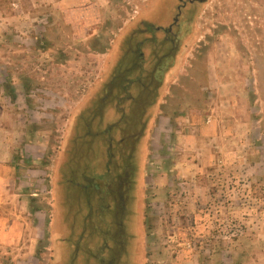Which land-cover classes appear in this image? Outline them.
<instances>
[{"label":"rangeland","instance_id":"rangeland-1","mask_svg":"<svg viewBox=\"0 0 264 264\" xmlns=\"http://www.w3.org/2000/svg\"><path fill=\"white\" fill-rule=\"evenodd\" d=\"M184 1L0 0V264H264V0L189 3L121 142L137 32ZM136 149V218L130 193L91 203L84 175Z\"/></svg>","mask_w":264,"mask_h":264},{"label":"trees","instance_id":"trees-1","mask_svg":"<svg viewBox=\"0 0 264 264\" xmlns=\"http://www.w3.org/2000/svg\"><path fill=\"white\" fill-rule=\"evenodd\" d=\"M181 6H178V10H179V8ZM156 9H157V7L155 9H153V10L155 11ZM176 19H178V20H176ZM183 19H185L184 16L183 17H179V15L178 16L175 15L173 17V19L171 20L170 24L166 25V26H163V24H158V22L155 21L154 19H151L150 23L155 26V29H156V31L158 33L164 34L165 33L164 28H167L168 26H170L173 21H178V25L175 28V31H177L178 27L181 25ZM188 19L191 20L192 18H188ZM144 27H145V25L143 24V26H141V29H143ZM149 33H151V32H149ZM148 36L149 35L146 34V35H143V37H141L140 31H139V32H137V38L134 39V41L137 39V43H138L137 46H138V49L140 51V55H142L141 59H140V61H141V69H140V74H139L140 77L142 76V79H139L138 76H137V78H135L133 80V82L136 83V85L138 87H142L139 92L137 91V95H139V93H141V95H140L141 96V98H140L141 101H143L142 99L145 98V101L147 103V105H146L147 113H146V115H145L143 120H142L141 114L144 111L140 110V119H141L140 121H142L141 124H140L141 125V129H143L145 127V125H147V122L150 120V118L152 116V110H153L154 105L156 104V101H157V99L159 97V92H160L159 91L160 87H159V84H158V82H159L158 74L163 72L162 66H163L164 62H166V60H169V59L165 60V55L164 54H162L161 56H157V53L161 52V50H160L161 49V45L159 44L160 42L152 40V39H149ZM148 45L152 46L151 52H154L152 58L150 56L145 58V55L141 54V50H143V48L141 49V47L145 48ZM125 50H126V48L123 49V51H122L123 54L125 53ZM174 57H175V53H174V56L172 57V60H174ZM171 66H172V64H170L167 68H164V69H168ZM130 67H132V64H130ZM152 81L155 82V85L152 83ZM112 83H113V85H111L110 90L117 91L118 89H120L118 87V82L113 81ZM126 83L124 85V93H130L129 90H131L130 86L132 85L130 83H132V82L130 80V81L126 82ZM6 90L9 92V95L11 97L15 96L13 89H10L9 87H7ZM133 95L135 96V94H133ZM131 102L135 103V99H134V101H133V99H131ZM100 107L101 106L99 105L97 107V109H100ZM84 113L82 115H84ZM132 115H133V113H127V115H126V116H128L130 118V121H131ZM96 120H97V116L91 117L90 121L88 123H91V122L96 121ZM133 124H137V119L136 118L134 119ZM104 131L105 130H103V131H94V132H91V133H92L93 136H98V135L102 134ZM89 132H90V130H89ZM78 135H80V131L79 130H77V133L73 136L72 140H70L69 145L72 144V142L74 143V141L76 140ZM126 138H127V142H128L130 137L127 135ZM136 152H137V149H136V151H134L132 156H129V157L126 158V162L122 163V165L121 164H115V163H112L110 161V163L108 162L109 165L106 168V170L103 169L104 170L103 173L95 172L94 174L86 173L84 175L83 179H84V182L86 183L85 186L86 187L92 186V188L94 189L93 193L90 194V197L93 198L92 200H90L91 203H95L96 200L98 199V204L99 203H101L100 205L104 204V205L107 206V209H110V205H108L107 202L111 201V203L112 202L114 203V200L117 201L118 198H119V193H118L117 189L124 188V194L130 193L131 196H132L131 199H132V201L134 203V210H135L134 211V215H135V218H136V216H137V197H136L137 157H136ZM7 170H8V168H7ZM114 190H115V192H114ZM116 207H117L116 205H115V207L112 206V208L110 210H112L114 208L116 209ZM88 218H89V215H87V219ZM109 220L114 225H118L115 222L116 218H114L112 220L109 219ZM136 224H137V220H136ZM110 225H109V227H111ZM111 233L113 234L115 232H111ZM102 237L104 238V236H102ZM98 257L101 259V260L98 259L99 264H104L105 263V261H104L105 259L101 258L99 256V254H98Z\"/></svg>","mask_w":264,"mask_h":264},{"label":"flooded vegetation","instance_id":"flooded-vegetation-1","mask_svg":"<svg viewBox=\"0 0 264 264\" xmlns=\"http://www.w3.org/2000/svg\"><path fill=\"white\" fill-rule=\"evenodd\" d=\"M188 1H184V3L179 8V10H178V12L176 14L177 16L179 15V17H183V16L186 17V14H187V12H186L187 9L186 8L189 6L188 5L189 3H197V2H200V1L202 2V1H205V0H188ZM176 20H178V19H176ZM143 24L145 25V27L143 29H141V31H145L147 33V35H149L148 36L149 39H152V40H155V41H159L160 45L161 44H165L166 45V51L163 52V50L161 49V52L157 53V56H161L162 54H164L165 55V60L166 59H171L172 60V57L174 56L173 34L175 32L176 26L178 25V21H173L170 26H168L167 28H164V30H165L164 34L158 33L156 31V29H155V26L152 25L150 23V21H147L146 19L143 22ZM149 32H151V33H149ZM138 78L142 79V76L141 77L138 76ZM116 92L117 91H114V90L107 91L106 92V98L108 97L110 99L111 98L110 96H112L113 93H116ZM126 94H127V98L129 97V98L133 99V101L135 99V102L137 101V109H138L139 101H140L141 104L143 103L141 100H139L138 96H137V98H135V96L132 93H126ZM117 104L119 105L120 103H117ZM141 104H140V109H143ZM111 128H112V126H109L108 131ZM141 133H142L141 125L138 126V124H133V127L131 128V132L128 134V136L130 137L128 141H130V139H137V142H139ZM121 142L123 144H127L128 143L126 135H123V138L121 139ZM114 147H115V144L114 145L111 144V149L114 148ZM126 153H127V151H126ZM113 157H114V155H113ZM125 157L126 156H125V153H124L121 156L114 157L112 160L116 161L115 164H121L122 165V163L126 162V158ZM117 190H118V193H124V188H119ZM114 192H115V190H114Z\"/></svg>","mask_w":264,"mask_h":264}]
</instances>
